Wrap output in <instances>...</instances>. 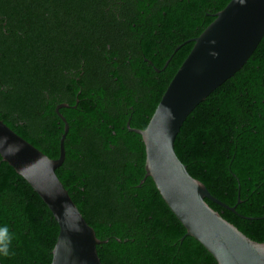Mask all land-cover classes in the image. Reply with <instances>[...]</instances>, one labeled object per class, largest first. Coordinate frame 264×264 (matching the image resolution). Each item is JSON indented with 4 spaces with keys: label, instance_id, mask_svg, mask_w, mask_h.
I'll use <instances>...</instances> for the list:
<instances>
[{
    "label": "trees",
    "instance_id": "16d2710c",
    "mask_svg": "<svg viewBox=\"0 0 264 264\" xmlns=\"http://www.w3.org/2000/svg\"><path fill=\"white\" fill-rule=\"evenodd\" d=\"M228 1L168 0L157 3L167 7L164 16H148L156 24L163 19L168 33L182 21L192 28L203 19L195 33H188L198 35L213 19L210 14ZM104 6L102 0H0V119L51 158L58 156V139L42 147L39 110L43 91L52 94L61 89L64 78L68 80L70 72L63 73V67L78 65L80 55L90 93L97 96L105 88L109 98L120 91L110 85L109 72L99 66L101 58L90 48L104 37L112 44L121 37L114 33L121 32L123 22L106 14ZM68 10L67 17L61 14ZM129 11L130 7L119 9V18L129 20ZM106 24L110 30L105 36ZM191 46L186 43L173 53L158 98ZM261 99L264 33L241 68L186 116L174 150L188 173L213 196L229 206L240 198L234 212L206 202L246 236L264 242V156L246 149L255 139L254 123L264 113ZM108 138L95 131L87 136L67 132L64 159L55 169L96 236L107 239L96 245L100 262L216 264L195 238L185 234L152 179L140 183L145 152H134L118 141L111 150ZM4 226L11 236L10 255L0 257L1 264H50L58 225L39 195L0 157V227Z\"/></svg>",
    "mask_w": 264,
    "mask_h": 264
},
{
    "label": "water",
    "instance_id": "95a60500",
    "mask_svg": "<svg viewBox=\"0 0 264 264\" xmlns=\"http://www.w3.org/2000/svg\"><path fill=\"white\" fill-rule=\"evenodd\" d=\"M194 38L193 44L164 89L148 124L135 130L144 145V175L185 228L215 259L216 264H264V242L246 236L207 202L235 211L192 177L177 157L174 138L191 112L212 90L246 62L264 33V0H229ZM61 105L57 106L56 109ZM51 158L0 119V157L46 204L58 225L50 264H102L99 239L85 221L55 169L64 159L63 141ZM120 241L119 238H115ZM1 264V262H0Z\"/></svg>",
    "mask_w": 264,
    "mask_h": 264
},
{
    "label": "flooded vegetation",
    "instance_id": "af4514ba",
    "mask_svg": "<svg viewBox=\"0 0 264 264\" xmlns=\"http://www.w3.org/2000/svg\"><path fill=\"white\" fill-rule=\"evenodd\" d=\"M102 2L105 4L106 14L111 13L118 21L123 22V24L119 22L122 26L121 32L114 33L121 37L115 42L116 45L106 41L104 37L99 42L91 43L90 48L101 58L99 66L105 69L106 73L109 72L110 85L119 86L120 91L117 96L109 98L106 97L105 88L97 96L95 92L90 93L86 88L88 82H84L83 76L85 61L79 55L78 65L61 69L63 73L70 72L68 80L64 78L61 89L52 94L43 91V105L39 110L43 148H49V143L58 139L59 151V139L64 130V121L59 117V113L67 123V132L73 130L87 136L95 131L100 136L109 137L107 146L111 150L115 149L118 141L134 152L144 151L141 137L135 130L145 128L156 108L160 98L157 90L164 83L173 53L186 43L191 42L192 45V38L197 35L188 36V33H195L203 25V19H200L199 23L196 22L192 28L186 21H182L168 33V28L163 29V19L156 24L149 17L153 12H159L164 16L167 7L164 8L157 3H168V0H102ZM125 7H130L128 14L132 16L129 20L119 18L118 10ZM64 13L67 17L71 12L68 10L61 14ZM67 19L71 21L72 18L70 16ZM108 30L109 25L106 24L102 35L106 36ZM261 101L264 102V99ZM59 105L61 106L57 110L56 107ZM262 108L264 109V104ZM261 114L254 123L256 128L253 135L255 134L256 140L252 137L253 140L246 146L251 155L258 154L259 158L264 156V113ZM47 119L49 124L46 131ZM26 127L29 129L28 122ZM130 142L132 145H129Z\"/></svg>",
    "mask_w": 264,
    "mask_h": 264
},
{
    "label": "clouds",
    "instance_id": "9594fccd",
    "mask_svg": "<svg viewBox=\"0 0 264 264\" xmlns=\"http://www.w3.org/2000/svg\"><path fill=\"white\" fill-rule=\"evenodd\" d=\"M11 236L6 226L0 227V257H7L10 255L9 245Z\"/></svg>",
    "mask_w": 264,
    "mask_h": 264
}]
</instances>
